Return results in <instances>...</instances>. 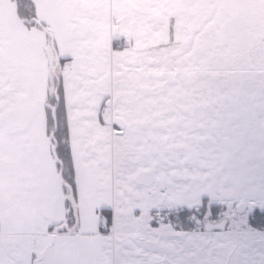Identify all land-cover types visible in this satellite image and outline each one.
Segmentation results:
<instances>
[{"label": "snow or ice", "instance_id": "1", "mask_svg": "<svg viewBox=\"0 0 264 264\" xmlns=\"http://www.w3.org/2000/svg\"><path fill=\"white\" fill-rule=\"evenodd\" d=\"M0 264H264V0H0Z\"/></svg>", "mask_w": 264, "mask_h": 264}, {"label": "crops", "instance_id": "2", "mask_svg": "<svg viewBox=\"0 0 264 264\" xmlns=\"http://www.w3.org/2000/svg\"><path fill=\"white\" fill-rule=\"evenodd\" d=\"M15 12H16V7H15V5L13 4V5L11 6V13H12L13 17L15 16Z\"/></svg>", "mask_w": 264, "mask_h": 264}, {"label": "trees", "instance_id": "3", "mask_svg": "<svg viewBox=\"0 0 264 264\" xmlns=\"http://www.w3.org/2000/svg\"><path fill=\"white\" fill-rule=\"evenodd\" d=\"M15 5V4H14ZM16 7V6H15Z\"/></svg>", "mask_w": 264, "mask_h": 264}]
</instances>
